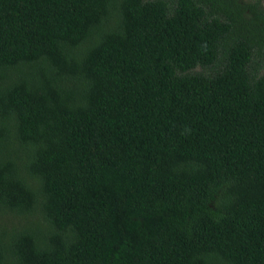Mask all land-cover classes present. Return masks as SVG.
<instances>
[{
	"label": "trees",
	"instance_id": "1",
	"mask_svg": "<svg viewBox=\"0 0 264 264\" xmlns=\"http://www.w3.org/2000/svg\"><path fill=\"white\" fill-rule=\"evenodd\" d=\"M241 4L0 0V264H264Z\"/></svg>",
	"mask_w": 264,
	"mask_h": 264
},
{
	"label": "rangeland",
	"instance_id": "2",
	"mask_svg": "<svg viewBox=\"0 0 264 264\" xmlns=\"http://www.w3.org/2000/svg\"><path fill=\"white\" fill-rule=\"evenodd\" d=\"M242 2V6H245L247 4H257L258 8L261 10L262 13H264V0H240ZM246 13H249V11H246ZM261 54H257L258 57H255L256 60V67H261L264 65V47H262V50L260 51ZM196 71H204L201 68L196 69ZM264 72V70H263Z\"/></svg>",
	"mask_w": 264,
	"mask_h": 264
}]
</instances>
